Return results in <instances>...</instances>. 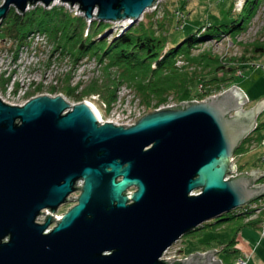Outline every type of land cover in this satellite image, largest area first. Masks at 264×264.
Segmentation results:
<instances>
[{
  "label": "water",
  "instance_id": "95a60500",
  "mask_svg": "<svg viewBox=\"0 0 264 264\" xmlns=\"http://www.w3.org/2000/svg\"><path fill=\"white\" fill-rule=\"evenodd\" d=\"M55 1L4 0L0 22L11 7L25 13ZM60 1L90 21L132 25L159 0ZM246 103L233 86L117 125L62 94L23 105L0 98V264H223L216 250L163 256L204 223L264 197V171L231 175L264 108V99L248 111Z\"/></svg>",
  "mask_w": 264,
  "mask_h": 264
},
{
  "label": "rangeland",
  "instance_id": "374dc122",
  "mask_svg": "<svg viewBox=\"0 0 264 264\" xmlns=\"http://www.w3.org/2000/svg\"><path fill=\"white\" fill-rule=\"evenodd\" d=\"M3 3L0 0V6ZM79 8L60 0L29 7L20 14L46 11L52 12V19L46 18L22 41L3 38L0 22V98L19 105L38 95L62 94L72 104L94 103L102 121L118 120L120 125L155 110L223 94L233 86L248 97L245 111L264 99V53H255L264 47V0H159L132 25H94L97 19L88 20ZM11 11L19 13L14 7ZM128 30L134 44L120 62L114 45ZM38 33L47 44L30 41L29 36ZM141 42L154 46L153 51L142 49ZM83 43L89 46L86 52L80 49ZM19 92L26 94L17 98ZM248 137L234 155L236 170L231 175L264 171V108ZM257 183L264 184V173ZM73 204L62 205L58 214ZM233 216L238 217L221 220ZM263 227L264 197L204 223L176 242L163 259L184 260L216 250L213 259L223 264H238L239 258L246 264H264ZM231 249L237 253L227 258L225 251Z\"/></svg>",
  "mask_w": 264,
  "mask_h": 264
},
{
  "label": "trees",
  "instance_id": "16d2710c",
  "mask_svg": "<svg viewBox=\"0 0 264 264\" xmlns=\"http://www.w3.org/2000/svg\"><path fill=\"white\" fill-rule=\"evenodd\" d=\"M39 12V11H38ZM36 13V11H32V12H28L24 15H21L20 13H17L16 11H11L8 16L2 21L3 22V38H9L12 39L14 41H22L26 35V33H28L30 30H34L37 28H41L44 25V20L46 18H50L52 19V12H39ZM59 16H62V12L60 13H56ZM55 15V14H54ZM54 20V19H53ZM234 21V20H233ZM231 21V23L233 22ZM92 24L94 25H98L101 26L103 23L102 21H95ZM234 25V24H233ZM232 26V25H231ZM235 27V26H233ZM56 29V27H55ZM54 29V30H55ZM52 30V31H54ZM90 32V30H89ZM101 33V31L99 32ZM96 34L95 36L99 35ZM133 33L130 32V30L125 31L121 34H119V36L116 39V45H114V48L117 49L118 53L115 54V57H117L118 61L122 62L123 59H125V57H128L126 54V51L133 46L134 44V40H133ZM193 36V35H191ZM142 36L139 35V39ZM142 39V38H141ZM152 42H154L152 40ZM193 43V37L188 38L187 40V44L191 45ZM142 45V49L146 50L148 53L153 51L154 46H151L148 44L143 45V43H140V46ZM89 46L85 45L84 43L81 44L80 49L83 52H86L88 50ZM264 53V47L263 48H256L255 49V53L259 54V53ZM224 69V68H222ZM222 69H220L219 71H221ZM250 137V136H249ZM248 137V139H249ZM247 141V140H246ZM243 144V143H242ZM242 144L240 145V147L237 149L236 153L239 151V149L242 147ZM238 216H233V217H226L224 219L221 220H229L232 218H237ZM244 225H254V224H244ZM200 229V228H199ZM199 229H196L194 231H197ZM193 231V232H194ZM226 257L229 258L231 257V255H235L237 253V251L235 249H231V250H226Z\"/></svg>",
  "mask_w": 264,
  "mask_h": 264
},
{
  "label": "built area",
  "instance_id": "2783aa9c",
  "mask_svg": "<svg viewBox=\"0 0 264 264\" xmlns=\"http://www.w3.org/2000/svg\"><path fill=\"white\" fill-rule=\"evenodd\" d=\"M28 10V9H27ZM30 37V41H31V39L32 40H37L36 42H37V44L38 43H46L47 44V39H46V37L44 36V37H42L41 36V34L40 33H38L36 36H33V35H31V36H29ZM6 56L7 57H10L9 55H7V53H6ZM24 87L25 88H28L29 87V85L26 87V85H24ZM22 89H23V87H22ZM20 91H21V89H20ZM13 91H11V93H12ZM15 94V93H14ZM25 94H26V92H24V94H20V92L17 94L18 96H17V98H20V97H22L23 95L25 96ZM23 96V97H24ZM15 97V96H14ZM22 97V98H23ZM29 100V99H28ZM28 100H25V101H22V102H20V104L19 105H23L24 103H26ZM14 104H16V102H13ZM12 103V104H13ZM142 116L141 115H139V116H136L133 120H131V121H128V122H126V123H123L122 125H132V124H134V123H136L140 118H141ZM129 118V117H128ZM102 122H105V121H102ZM109 122H114V123H116L117 125H120L121 123L118 121V120H110ZM251 205V204H250ZM250 205H246V206H244V207H247V206H250ZM247 210V209H246ZM44 220H45V217L44 216H41L40 218H39V221L40 222H44ZM262 236H264V227H263V235ZM172 248V247H171ZM171 248H169V249H171ZM168 249V250H169ZM167 250V251H168ZM166 251V252H167ZM166 254V253H165ZM239 260H240V263L238 262V264H246V260H244V258H239Z\"/></svg>",
  "mask_w": 264,
  "mask_h": 264
},
{
  "label": "bare ground",
  "instance_id": "6f19581e",
  "mask_svg": "<svg viewBox=\"0 0 264 264\" xmlns=\"http://www.w3.org/2000/svg\"><path fill=\"white\" fill-rule=\"evenodd\" d=\"M192 5H193V7H195V5H197V4L195 3V4H192ZM153 7H154V6H153ZM145 12H146V11H145ZM144 14H145V13H144ZM144 14H143V15H144ZM143 15H142V16H143ZM141 18H142V17H141ZM125 22H126V21H124L123 23H125ZM128 22H129V21H127V23H128ZM89 103H90V104L94 107V109L97 111V113H98L99 117L101 118V120H104V118H103V114H102V112L98 109V107H97L94 103H92V102H90V101H89ZM76 196H77V195L73 194L71 198H74V197H76ZM75 202H76V201H72V203H75ZM253 203H255V201L252 202V203H250V204H253ZM250 204H248V205H250ZM59 215H60V214L57 213V215H56L57 218H59ZM44 217H45V216H44ZM52 227H53V226H52Z\"/></svg>",
  "mask_w": 264,
  "mask_h": 264
}]
</instances>
